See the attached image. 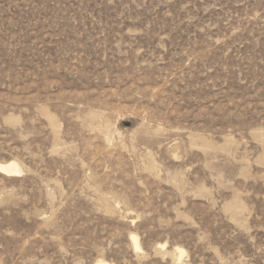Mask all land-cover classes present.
<instances>
[{"label":"rangeland","instance_id":"1","mask_svg":"<svg viewBox=\"0 0 264 264\" xmlns=\"http://www.w3.org/2000/svg\"><path fill=\"white\" fill-rule=\"evenodd\" d=\"M10 160L0 264H264V0H0Z\"/></svg>","mask_w":264,"mask_h":264},{"label":"bare ground","instance_id":"2","mask_svg":"<svg viewBox=\"0 0 264 264\" xmlns=\"http://www.w3.org/2000/svg\"><path fill=\"white\" fill-rule=\"evenodd\" d=\"M22 166L15 160H10L8 162H0V173L7 176V177H19L23 174ZM131 240L134 243L133 246L136 251L141 250L140 242L137 236L132 235ZM180 251V259L185 254V252L181 249ZM179 260V259H178Z\"/></svg>","mask_w":264,"mask_h":264}]
</instances>
